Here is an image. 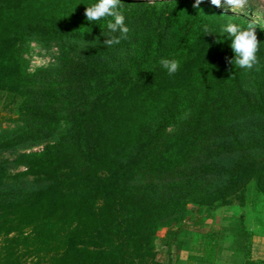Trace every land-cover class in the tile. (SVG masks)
<instances>
[{"label":"trees","instance_id":"trees-1","mask_svg":"<svg viewBox=\"0 0 264 264\" xmlns=\"http://www.w3.org/2000/svg\"><path fill=\"white\" fill-rule=\"evenodd\" d=\"M97 2L0 0V152L45 142L0 160V264H176L195 212L252 182L264 196V23L223 0H121L130 32L109 48L84 15ZM229 21H255L258 71L227 62ZM32 42L56 62L31 69ZM9 164L26 169L9 180Z\"/></svg>","mask_w":264,"mask_h":264},{"label":"rangeland","instance_id":"rangeland-1","mask_svg":"<svg viewBox=\"0 0 264 264\" xmlns=\"http://www.w3.org/2000/svg\"><path fill=\"white\" fill-rule=\"evenodd\" d=\"M231 12V10L229 9ZM243 16L252 18L260 23H264V0H250V5L243 13ZM32 49L28 53L30 59V68L34 69L41 65H50L56 62L58 57V48L55 45L43 46L32 42ZM2 99H0L1 105ZM4 125L6 122L3 123ZM45 142L32 143L19 146L15 149L4 150L0 152V160L4 158L12 159L20 151H29L42 148ZM24 165L9 164L6 175L9 180L11 176L17 175L25 170ZM21 180L28 185L32 176H22ZM14 180V179H12ZM199 216L200 222L196 225H190L184 233L183 240L185 246L178 254L176 264H189L188 257L195 254L198 263L211 264L210 257L201 261L199 258L204 254V246L209 242V247L214 254H220L222 249L240 247L242 245L255 246V256L264 258V196L252 182L247 188L242 198H237L233 202L209 209L205 206L200 211L194 213ZM243 216V217H242ZM245 226L249 230L250 237L244 238L238 234V229ZM166 227H160L155 236V246L159 252L160 258H165V248L162 245V237L165 234ZM218 254V255H219ZM252 254V253H251ZM204 257V255H203ZM202 257V258H203ZM217 264H225L221 260Z\"/></svg>","mask_w":264,"mask_h":264},{"label":"clouds","instance_id":"clouds-1","mask_svg":"<svg viewBox=\"0 0 264 264\" xmlns=\"http://www.w3.org/2000/svg\"><path fill=\"white\" fill-rule=\"evenodd\" d=\"M201 2L202 0H195L194 7H199ZM210 2L216 7L222 6V0H210ZM223 3L232 13L239 15L249 7L250 0H223ZM122 6L121 0H98L97 3L87 6L85 10L84 15L89 22L107 20L106 27L112 35L104 40L105 47L111 48L119 45L122 40L128 39L130 29L126 26L125 16L120 11ZM255 28V21L249 22L247 27L229 21L222 27V33L227 34L231 40L230 48L234 53V59L227 60L229 64L242 69L259 70L257 53L261 42L257 38ZM204 32L212 33L207 26H205ZM117 33L118 35H116ZM160 65L167 70L169 75L175 74L180 68V63L176 59L161 58Z\"/></svg>","mask_w":264,"mask_h":264},{"label":"crops","instance_id":"crops-1","mask_svg":"<svg viewBox=\"0 0 264 264\" xmlns=\"http://www.w3.org/2000/svg\"><path fill=\"white\" fill-rule=\"evenodd\" d=\"M255 246L254 243L252 244V257L257 259V257L255 256ZM204 250V249H203ZM219 254V252H218ZM217 253L210 256L209 254H207L206 251H204V257L203 255L201 256V258H199L201 261L207 259L208 257H210V260L204 261V262H209L212 261L211 264H217L219 260H221L222 262H224L225 264H243V262L245 261V257L244 254L242 253V251H239L237 249L234 248H224L222 249V251L220 252V254L218 255ZM195 254H190V256L188 257L189 260V264H194L195 262H199L198 259L196 258V256H193ZM203 257V258H202ZM260 259H264V258H260Z\"/></svg>","mask_w":264,"mask_h":264}]
</instances>
